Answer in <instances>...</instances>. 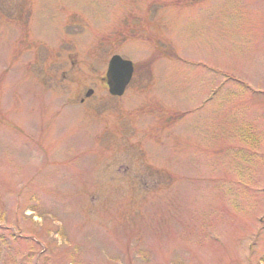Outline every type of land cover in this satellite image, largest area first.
<instances>
[{"label":"rangeland","instance_id":"rangeland-1","mask_svg":"<svg viewBox=\"0 0 264 264\" xmlns=\"http://www.w3.org/2000/svg\"><path fill=\"white\" fill-rule=\"evenodd\" d=\"M0 264H264V0H0Z\"/></svg>","mask_w":264,"mask_h":264},{"label":"water","instance_id":"water-1","mask_svg":"<svg viewBox=\"0 0 264 264\" xmlns=\"http://www.w3.org/2000/svg\"><path fill=\"white\" fill-rule=\"evenodd\" d=\"M133 73L134 64L131 60L125 59L119 54L113 55L109 60L106 73L109 92L114 96H122L132 80ZM92 93L93 90L89 89L86 96H90Z\"/></svg>","mask_w":264,"mask_h":264}]
</instances>
